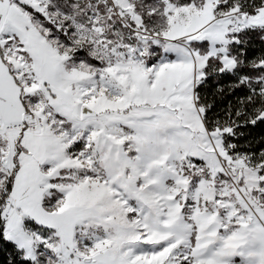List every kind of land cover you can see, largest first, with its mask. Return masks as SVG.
I'll return each mask as SVG.
<instances>
[{
  "label": "snow or ice",
  "instance_id": "obj_1",
  "mask_svg": "<svg viewBox=\"0 0 264 264\" xmlns=\"http://www.w3.org/2000/svg\"><path fill=\"white\" fill-rule=\"evenodd\" d=\"M0 264H264V0H0Z\"/></svg>",
  "mask_w": 264,
  "mask_h": 264
}]
</instances>
